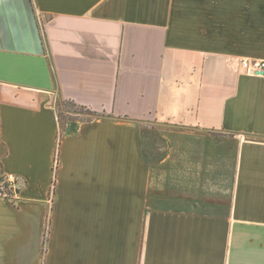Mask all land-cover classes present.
Listing matches in <instances>:
<instances>
[{
  "label": "crops",
  "instance_id": "obj_1",
  "mask_svg": "<svg viewBox=\"0 0 264 264\" xmlns=\"http://www.w3.org/2000/svg\"><path fill=\"white\" fill-rule=\"evenodd\" d=\"M243 59H264V0H0V173L20 178L0 264H264V72ZM63 99L99 115L62 125ZM152 118L199 134L158 162L199 181L209 133L236 143L227 212L154 206Z\"/></svg>",
  "mask_w": 264,
  "mask_h": 264
},
{
  "label": "rangeland",
  "instance_id": "obj_2",
  "mask_svg": "<svg viewBox=\"0 0 264 264\" xmlns=\"http://www.w3.org/2000/svg\"><path fill=\"white\" fill-rule=\"evenodd\" d=\"M69 115L80 119L93 116L65 111V119L64 116L60 117L62 124H65ZM183 128L181 124L153 118L143 123L146 154L155 167L150 186L152 203L158 207L198 212H227L234 189L236 143L228 138H219L217 132L209 133L213 139L209 138L207 142V180L199 181V167L194 170L189 164L177 162L175 168L171 160L158 163L168 156L171 145L190 142L198 144L201 141L199 134L184 135ZM225 149L230 150L227 151L228 155H224ZM202 172L205 174L204 170Z\"/></svg>",
  "mask_w": 264,
  "mask_h": 264
},
{
  "label": "built area",
  "instance_id": "obj_3",
  "mask_svg": "<svg viewBox=\"0 0 264 264\" xmlns=\"http://www.w3.org/2000/svg\"><path fill=\"white\" fill-rule=\"evenodd\" d=\"M243 66L253 74L260 75L264 72V59H243ZM60 135L57 140L56 155L54 161V171L59 164ZM0 196L10 200L20 198V178L15 173H0ZM48 235V231L46 233Z\"/></svg>",
  "mask_w": 264,
  "mask_h": 264
},
{
  "label": "trees",
  "instance_id": "obj_4",
  "mask_svg": "<svg viewBox=\"0 0 264 264\" xmlns=\"http://www.w3.org/2000/svg\"><path fill=\"white\" fill-rule=\"evenodd\" d=\"M68 111L70 112H78V113H87L93 115L92 117H88L85 119H92L93 117L99 115V113L90 110L87 107L77 105L74 101L63 99L59 101V117L64 116V112ZM65 119V116L63 117ZM61 120V119H60ZM67 120H84L77 117H73L72 115L67 116ZM62 123V122H61ZM64 125V124H62Z\"/></svg>",
  "mask_w": 264,
  "mask_h": 264
},
{
  "label": "water",
  "instance_id": "obj_5",
  "mask_svg": "<svg viewBox=\"0 0 264 264\" xmlns=\"http://www.w3.org/2000/svg\"><path fill=\"white\" fill-rule=\"evenodd\" d=\"M263 72H261V74H262Z\"/></svg>",
  "mask_w": 264,
  "mask_h": 264
}]
</instances>
